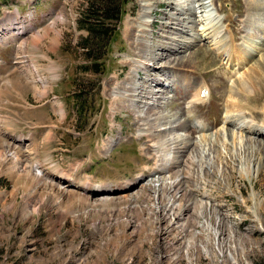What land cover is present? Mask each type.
I'll use <instances>...</instances> for the list:
<instances>
[{
    "label": "rangeland",
    "instance_id": "1",
    "mask_svg": "<svg viewBox=\"0 0 264 264\" xmlns=\"http://www.w3.org/2000/svg\"><path fill=\"white\" fill-rule=\"evenodd\" d=\"M257 4L262 12L246 28L249 0H213L208 8L221 34L230 39L233 33L235 47H244L247 36H255L248 49L263 44L260 53L252 51L249 67L264 55V0ZM85 5L86 0H0V264H264V154L252 146L264 138V73L261 80L252 75L256 91L237 108L255 130L242 137L232 128L234 139L222 137L228 88L239 71L208 42H198L197 0H130L110 36L90 40L88 49L99 57L96 73L80 46L87 36L80 22ZM144 20L147 27L137 29ZM14 22L23 34L15 28L16 36L8 38L6 27ZM202 83L210 98L193 108L190 98ZM77 96L85 103L81 119ZM188 110L203 132H189L194 124ZM184 121L186 129H173ZM151 123L158 128L152 134L167 128L163 140L171 144L179 135L210 140L179 155L185 168H178L180 179L188 181V156L197 158L203 149L210 155L213 146L219 152L211 157L212 177L200 186L210 210L203 209L214 205L219 214L183 227L195 241L185 236L169 245L171 238L155 234L163 227L155 218L160 204L146 184L159 161L149 147L154 137L141 132L150 131ZM11 137L24 142L12 143ZM60 173L80 188L64 184ZM83 185L92 192L110 190L102 198L81 191ZM208 226L220 238L206 252L188 250Z\"/></svg>",
    "mask_w": 264,
    "mask_h": 264
},
{
    "label": "bare ground",
    "instance_id": "2",
    "mask_svg": "<svg viewBox=\"0 0 264 264\" xmlns=\"http://www.w3.org/2000/svg\"><path fill=\"white\" fill-rule=\"evenodd\" d=\"M197 1H198L199 6H200V13L202 16V20L200 19L201 21H199L200 24L197 23L198 25H200V30L198 31V33H199L198 34V36H199L198 42H201V41L208 42V44L211 45L213 50L216 51L217 55H219L220 58L224 59V61H226L227 64L233 66V68L237 67V69L239 71V77L236 78L235 80H233L232 84L228 88L227 98H226V102H225V106H224L225 107V117H224L225 122H224L223 127L221 128L222 129V132H221L222 137H223V135L224 136L226 135L229 139H231V138L234 139L236 134L234 133L235 134L234 135L231 132V131H233V130H230L232 128L233 129L238 128V130L240 129L241 135L243 137V134H245V135L251 134V132H253V130H255V129H253V130L250 129L251 123L248 121L247 122L244 121L246 119L242 116L241 111L237 110V108L240 109L241 107H243L242 106L243 104L245 106L246 102H247V96L253 94L256 91V84H257L256 81L257 80L254 81L252 75L256 76V78L258 80H261V73H264V55H263V57H262V55L260 57H258V60L255 62L253 67L248 66L251 58H253L252 51H255L256 53H258V52L260 53V51H262L263 44L258 45L256 43V44H254V46H252V44H251V47L248 49V47L250 46L249 43H252V41H254L255 36H247L248 42L245 44L244 47H242V46L235 47V45H234L235 39L233 37V33L230 34V35H232L230 39L228 38V36H226V35L224 36V34H221L222 33L221 27L220 26L218 27L216 25L217 24L216 21L213 22L210 19L208 11H207V9L209 7L206 4L207 0H197ZM249 6H250V15H249L250 18L249 17L245 18V20H244L245 28L247 26L248 27L254 26L252 24V22H253L252 21V18H253L252 15H255V17H256V13L262 12L261 7L257 4V0H249ZM144 8L143 9L146 12L143 13L142 18H147L149 11L146 10V7H144ZM211 14H212V12H211ZM207 20H208V22H207L208 24L205 23ZM213 20H214V18H213ZM146 23H147V21H145V20L143 23L140 22L139 25L137 26V29L146 28L147 27ZM214 23H216V24H214ZM233 23L231 24V26L233 25ZM251 28H248V29H251ZM8 29H10L9 33H11L9 36H11V35L14 36L15 35L14 33L16 31L13 29H15V26H13V24L8 25V27H6L5 31H7ZM253 29L254 30L256 29L257 31H259L258 27H253ZM11 30H13L14 33ZM21 32H22L21 30H18L17 34H20ZM124 33L127 37H130L133 35L132 34V28H129V25L127 23L125 24ZM57 44H58V42L53 43V45H57ZM255 45H257V46H255ZM140 46H141V44H140ZM263 75H262V77H263ZM262 79H264V77ZM205 87L208 89V87L205 84H202L200 89L192 96L193 98L190 101L193 104V108L200 106L199 104L205 102V100L210 98L209 89H208V93H207L206 98H203L200 96L202 89ZM114 96H115L114 99L116 100V99H118L119 94H114ZM191 103H190V105H191ZM187 113H188V118H187L188 122L191 123L192 125L194 124L193 127L189 128L190 129L189 132H193V133L203 132V130L200 129V126L196 125L197 120H196L195 116L192 115L191 110H188ZM153 124L151 126L150 131L147 129H144L141 132L146 133V134L150 133V136H148V134L145 136H148L151 138L154 137L153 140L157 141V142H155V141L152 142V145L149 147H151V149H152L151 152L156 157L155 163L158 161H159V163H158V166L156 168L154 166V167H152V170H151L152 175H154L153 168H155V175L151 176L152 179L154 178V180H150V181H148V184H146L147 189L151 193V197H154L156 203L160 204V206H158L160 209L157 208L155 211V215H156L155 218H156L158 224L163 225V227L159 228V232L157 230H155V234H157L158 237H162L163 239H167V238L170 239L171 238L170 239L171 241H168L169 245H174L177 242V240L180 241L185 236H188L189 239H192L195 241V234L193 232L184 231L183 227L186 224H188L190 220L197 221L198 219H200L201 216H204V218L206 217L207 219H209L208 217L213 219L216 215L218 216V214H219L216 211L218 209L216 207L214 208V205L212 206L213 208L210 207L211 211H209V212H206V210L203 209L204 207H206V209H209V208H207L208 206H206V204L203 202L204 196L201 195V194H205V192H204L205 187H204V190L202 187H200V186H204L203 179L205 180V179H209L210 177H212L211 170L213 168L212 167L213 165H212L211 157L215 156L216 159L219 158V156H218L219 152H218L217 148L215 149V146H213V153L210 155H208V153H206V151L203 149L199 153V156L197 155L198 156L197 158L192 157L193 155L188 156L189 159H186V161L189 162V164H188L189 166H187V167L191 168V172H189L190 171L189 170L188 171L189 173L185 174V175H188V181H186L184 179V177L180 179L179 175H178V173H179L178 168L181 167L178 164L179 163L178 162L179 155L183 151L185 152L186 150H188L189 148L191 149L192 147H194V149H197L198 147L202 146L203 143L205 144V142L206 143L210 142V140H206L205 138H199V139H195L192 141V140H188V137L185 138V137L179 135L175 141L172 140L173 142L171 144L168 142L167 139L163 140L164 136H165L163 134H165L166 133L165 131H167V128L165 127V125H163L165 128H164V130H162L163 133H161V134L163 136L161 138V134H160V136L158 134H155L156 133L155 130L158 128H155V130H154V128H152V127H154L155 125H153ZM242 124H245L246 127H244V125H242ZM248 124H250V126ZM240 125H241V127H239ZM261 127H262V130L264 131L263 126H261ZM186 128H187V125H186V122L184 121V122H180L178 127L173 128V129H177V130L182 131ZM153 130L155 132L154 133L155 135L152 134ZM159 131H157V133ZM256 131L259 132V134H257L258 136L259 135H261V137L263 136V131H259V130H256ZM11 139H12V143H14V142L18 143V141L20 142V140H18V141L14 140V137H11ZM13 140H14V142H13ZM23 142L24 141H21L20 143H23ZM257 142H259V141H257ZM20 143H18V144H20ZM250 143H252V142H249V144ZM252 146L257 147V151H259V153L262 152L264 154V138H263L262 142H260L259 144L252 145ZM205 158H207V162H206ZM153 163H154V161H153ZM185 164H187V162ZM182 169H185V168L181 167V170ZM65 174L66 173L57 174V175H59V177H57V178L61 179V181H63L64 184L69 183V187L80 188L76 185V183L73 182L70 175H65ZM40 176H41V174L38 175V177H40ZM202 176L204 178H202ZM156 184H159V185H156ZM182 184L184 185V188H183ZM187 184H188V186H186ZM52 185L54 186V184H52ZM85 185H87V184H85ZM84 189H85V191H83V192H85V193L91 191L89 186L84 187V185H83V187L81 188V191ZM130 189H131V187H130ZM64 190L65 189H62V191H64ZM109 190H101L100 193H107V191H109ZM200 190H201V193H200ZM91 193H96V195H98L102 198L107 197V196L100 194L99 192H92L91 191ZM182 202H184L183 205H182ZM202 209L205 210V212ZM143 212H144V210H143ZM169 214H170V218H168ZM171 221H174L173 226L170 225ZM213 223H214V220H213ZM176 225H181V230L175 228ZM209 227H212V226H208V228H204L202 230V231H205L204 237L200 238L197 236L200 239L199 240L197 238L199 240V244H197L198 241L196 243L194 242L193 244H189L190 247H188V250L193 248L195 251H198L199 253H201L202 251L206 252V249H207L206 245L209 246V244H212V241L215 240V238L218 235L217 230L214 227H212L213 228L212 231L209 229ZM227 229H228V237L231 238L233 231L231 230V228L230 229L227 228ZM220 235H222V234H220ZM220 235H218V239L220 238ZM217 245H219V244H217ZM220 246L223 248L222 243L220 244ZM222 248H220V250H222ZM208 252L206 254H208Z\"/></svg>",
    "mask_w": 264,
    "mask_h": 264
},
{
    "label": "trees",
    "instance_id": "3",
    "mask_svg": "<svg viewBox=\"0 0 264 264\" xmlns=\"http://www.w3.org/2000/svg\"><path fill=\"white\" fill-rule=\"evenodd\" d=\"M130 0H86L85 8L81 13L80 22L83 24L82 29L87 33L86 38L80 43L82 48H86V61L91 66H94L95 71L86 67V71H97L98 55L92 49H88L90 40L103 42L110 36L112 28L122 20L125 14V7ZM98 50V49H97ZM77 118L81 119L85 114L83 106L85 103L81 96L74 99Z\"/></svg>",
    "mask_w": 264,
    "mask_h": 264
},
{
    "label": "crops",
    "instance_id": "4",
    "mask_svg": "<svg viewBox=\"0 0 264 264\" xmlns=\"http://www.w3.org/2000/svg\"><path fill=\"white\" fill-rule=\"evenodd\" d=\"M9 84H11V81H9ZM13 86V85H12Z\"/></svg>",
    "mask_w": 264,
    "mask_h": 264
}]
</instances>
